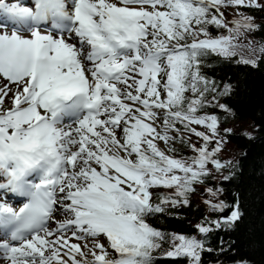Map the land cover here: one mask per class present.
<instances>
[{
	"label": "snow or ice",
	"instance_id": "snow-or-ice-1",
	"mask_svg": "<svg viewBox=\"0 0 264 264\" xmlns=\"http://www.w3.org/2000/svg\"><path fill=\"white\" fill-rule=\"evenodd\" d=\"M222 6L264 7L258 0H0V194H7L0 264H153L165 242L167 257L201 264L210 251L203 240L166 234L148 218L186 205L207 166H224L215 159L222 141L209 150L219 118L199 114L209 91L200 65L209 53L235 56L239 37L258 26L242 14L229 26ZM209 25L227 34L213 37ZM229 92L226 85L221 94ZM177 125L203 140L191 144L193 156L176 154L172 145L184 143ZM158 188L174 192L154 203ZM13 195L25 199L14 206ZM205 203L229 210L224 224L242 218L238 200ZM210 224L219 228L221 220L198 231L207 236Z\"/></svg>",
	"mask_w": 264,
	"mask_h": 264
},
{
	"label": "trees",
	"instance_id": "trees-1",
	"mask_svg": "<svg viewBox=\"0 0 264 264\" xmlns=\"http://www.w3.org/2000/svg\"><path fill=\"white\" fill-rule=\"evenodd\" d=\"M258 2L264 5V0ZM220 12L229 26L241 14L252 17L253 23L258 26L239 37L243 47L237 49L235 56L224 58L209 53L200 65L201 75L209 81V91L205 93L206 104L199 114L216 115L219 118L218 128H223L218 129L219 134L214 137L213 144H209V150L216 147V138L223 140V154L218 160L222 163L228 157L230 159L220 168L225 171L222 177L216 180L207 175L203 177V183L193 185L195 190L188 194L186 205L166 206L164 212L151 215L148 222L166 234H185L203 240L205 248L210 251L202 253L201 264H237L240 260L249 264H264V54L259 51L264 45V7L222 6ZM208 31L213 37L227 34L226 29L216 28L215 25H209ZM242 58L256 60L255 66L242 63ZM226 85L230 86V92L222 95ZM186 95L191 97L192 93ZM219 105H226L229 110L225 111ZM197 126L202 128L201 131L209 132L200 125L192 127L197 130ZM244 126L248 127V134H244ZM177 127L183 132L184 143L178 139L172 145L176 154L193 156L195 153L191 144L195 143L199 148L203 140L190 131H184L183 125ZM153 191V201L159 203L174 189L158 188ZM232 194L239 201L243 215L230 226L219 218L222 212L213 210L205 201L229 204ZM217 220H221V226L208 225L213 231L207 236L198 231V225ZM169 247V243L165 242L153 253V264H188L186 258L167 257Z\"/></svg>",
	"mask_w": 264,
	"mask_h": 264
},
{
	"label": "rangeland",
	"instance_id": "rangeland-1",
	"mask_svg": "<svg viewBox=\"0 0 264 264\" xmlns=\"http://www.w3.org/2000/svg\"><path fill=\"white\" fill-rule=\"evenodd\" d=\"M14 2H16L15 0H14ZM213 91V90H212ZM217 99V101L219 102V100H218V98H216ZM6 103H7V100H6ZM192 126H196V125H192ZM201 129L202 128H200V127H198L197 126V130H199V131H201ZM219 130H223V128L221 127V126H219V128H218ZM206 134H208V135H212L211 134V132H208V133H206ZM244 134H248V127L247 126H244ZM213 139H215L214 137H213ZM216 140H218L217 138H216ZM222 143H223V140H222ZM221 143V144H222ZM212 144H213V142H212ZM160 147H161V149L162 150H166L167 148H166V145L163 143V142H160ZM220 147H221V145H220ZM222 149V148H221ZM223 154V150H221V151H219V152H217L216 153V155H215V159H218L219 157H221V155ZM230 158L228 157L226 160L228 161ZM227 161H225V162H222L221 164L222 165H226L227 164ZM223 166V167H224ZM208 169H209V176H211V177H213L214 179H219V177H222V175L225 173V171L223 170V169H216L215 168V166L214 165H212L211 163H210V165H209V167H208ZM207 176V175H206ZM205 176V177H206ZM2 198H4L1 194H0V199H2ZM61 217H58V219H60ZM75 241V240H74ZM75 242H77V241H75ZM89 259H91V257H89Z\"/></svg>",
	"mask_w": 264,
	"mask_h": 264
},
{
	"label": "water",
	"instance_id": "water-1",
	"mask_svg": "<svg viewBox=\"0 0 264 264\" xmlns=\"http://www.w3.org/2000/svg\"><path fill=\"white\" fill-rule=\"evenodd\" d=\"M233 200H236V197H235L234 194H232L231 199H230V201H229V204H231V203L233 202ZM228 215H229V210L226 209L224 212H222V213L219 215V218H220V219H223L224 217H226V216H228Z\"/></svg>",
	"mask_w": 264,
	"mask_h": 264
},
{
	"label": "bare ground",
	"instance_id": "bare-ground-1",
	"mask_svg": "<svg viewBox=\"0 0 264 264\" xmlns=\"http://www.w3.org/2000/svg\"><path fill=\"white\" fill-rule=\"evenodd\" d=\"M21 3H23V4H25V5H28L30 2H31V0H22V1H20ZM3 197L5 196V195H7V194H1ZM9 202V201H8ZM10 203V202H9ZM14 206H17L16 204H14V203H12ZM60 219H63V217H61ZM72 242H75L74 240H72V241H70V243H72Z\"/></svg>",
	"mask_w": 264,
	"mask_h": 264
}]
</instances>
